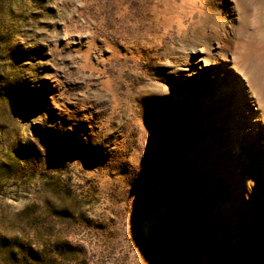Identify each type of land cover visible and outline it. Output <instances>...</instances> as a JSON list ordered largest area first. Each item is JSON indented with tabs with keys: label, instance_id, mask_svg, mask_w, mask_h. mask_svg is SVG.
I'll return each mask as SVG.
<instances>
[{
	"label": "rangeland",
	"instance_id": "1",
	"mask_svg": "<svg viewBox=\"0 0 264 264\" xmlns=\"http://www.w3.org/2000/svg\"><path fill=\"white\" fill-rule=\"evenodd\" d=\"M247 1L0 0V264H264Z\"/></svg>",
	"mask_w": 264,
	"mask_h": 264
},
{
	"label": "bare ground",
	"instance_id": "2",
	"mask_svg": "<svg viewBox=\"0 0 264 264\" xmlns=\"http://www.w3.org/2000/svg\"><path fill=\"white\" fill-rule=\"evenodd\" d=\"M238 1L243 8V14L242 15H244V18H246L247 11L249 9V4L247 3L248 1L247 0H238ZM252 2L255 3L256 6L264 8V0H253ZM248 28H249V26H247V24L244 23L243 29L242 28L240 29L241 33L245 32L243 35H241V37L242 36L243 37L241 38V40H238V41L235 40V42L233 44L235 50L232 51V53H233L232 56H230L229 58H226L223 56L224 58L223 57L221 58L224 61V62H222V64H218V61L215 58L216 56L212 57L210 59H207V58H204L202 55H200L199 57H196L194 59H196V63H197L198 67H200L198 65V64H200V62H203V66L205 68L209 67L208 64L210 63V61H212L215 66L219 65L218 68H216L215 70H214L215 67L213 69H211V67L206 68L207 71L212 70V72H211L212 74L210 76L213 78L215 76H219L220 72L228 70L231 67V66H229L230 63H234L235 69L237 68V69H240L241 71H243L244 74H246L248 81L254 85V97L252 98V101L254 104L257 105V107L259 108L258 110L260 111L259 112L260 115L258 114V117H257V122L263 123L264 122V29H260V28L256 27L257 30H252V31L250 30L249 32H247ZM226 45H227V43H226ZM183 69H184V71L186 70V75L195 74L198 77V74L196 73L195 70L188 68L187 66L183 67ZM222 74H224V73H222ZM225 78L227 81L229 80L228 76H226ZM190 81H194L193 77L190 78ZM238 87H240V86H238ZM249 87H250V85H249ZM228 95H229L228 100L224 101V105L220 104L222 106V108H223V106H227L228 104H230V101H231L230 99L233 96H232V93L228 94ZM224 98L225 97H223L222 99H224ZM236 131H237L236 135L231 136L232 141H237V142L240 141L242 147L245 149V146H246L245 145L246 143L244 140L245 136L241 135L240 129H238ZM233 137H235L234 140H233ZM239 149L241 150V148H239ZM262 165H264V164L262 163L261 166ZM237 176L238 177L244 176V174H242L241 172H238ZM261 176H263V178H264V171H262ZM260 190L264 193V187H260Z\"/></svg>",
	"mask_w": 264,
	"mask_h": 264
}]
</instances>
